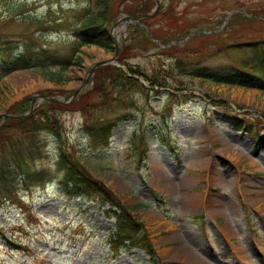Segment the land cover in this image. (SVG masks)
Wrapping results in <instances>:
<instances>
[{"label": "rangeland", "instance_id": "obj_1", "mask_svg": "<svg viewBox=\"0 0 264 264\" xmlns=\"http://www.w3.org/2000/svg\"><path fill=\"white\" fill-rule=\"evenodd\" d=\"M90 3L0 0V49L9 56L3 63L0 53V126L24 98L31 112L44 111L41 95L68 97L88 79L74 105L50 114L60 139L50 131L36 135L44 144L43 163L54 161L61 142L144 224L154 254L132 248L112 256L114 210L98 197L69 195L52 180L19 189L21 202L0 204V264H264V87L184 72L187 62L225 69L245 54L238 44L263 40L264 0H160L151 25L166 22L164 11L172 7L169 14L184 21L181 36L195 33L178 45L199 54L161 53L156 46L132 52L124 68L131 79L111 78L106 70L100 76L108 86L94 89L89 71L113 56V44L110 50L84 45L76 53L79 62L66 70L55 66L69 52L74 24ZM124 7L119 17H129ZM236 11L245 16L231 14ZM119 26V42L139 31L134 24ZM207 31L216 36L200 50V33ZM21 51L28 66L14 60ZM119 90L121 100L114 102ZM101 115L123 120L110 146L94 150L84 124ZM144 149L145 164L139 161Z\"/></svg>", "mask_w": 264, "mask_h": 264}, {"label": "trees", "instance_id": "obj_2", "mask_svg": "<svg viewBox=\"0 0 264 264\" xmlns=\"http://www.w3.org/2000/svg\"><path fill=\"white\" fill-rule=\"evenodd\" d=\"M91 1L93 6L88 5L87 8H84L77 23L74 24V39L70 45L68 55L57 62L60 70H65L72 63L73 56L83 45L94 44L106 50L111 49L112 38L109 33V26L118 16V8L121 4L125 6L122 12L132 16H137L147 11L149 6L144 0H141V4L139 3L140 0H126V2H123V0ZM164 17H168V20L164 22L160 18L158 27L151 28V31L163 44H166L172 41L174 37L177 36L178 38L181 36L183 33L181 23L184 21H182V17H178L175 13H167L162 19ZM145 20V23L150 25L148 22L149 18ZM164 26L167 30H163ZM135 28L139 31L132 33L123 42L119 57L121 64L127 65L128 56L132 52L147 51L156 46L144 30ZM166 34L171 35V38L167 39L165 37ZM214 36H199L204 40V45H200L201 48L199 49H204L205 51L204 47L207 46L205 45V40ZM126 40H128V43H126ZM241 46L244 47V44H241ZM247 47L249 49L241 47L240 49L246 51L245 54H241L236 59L239 60L238 62L231 64L225 69L195 67L197 64H189L187 62L188 67H185L184 72L187 74L194 71L215 83L257 84L264 87V39L260 42H251ZM187 50L186 46L180 47L176 45L162 49L160 52L169 54L184 53L186 55L199 54L198 52L191 53ZM79 59V57H76L75 61L79 62ZM16 61L24 64L28 63L24 54L19 56ZM106 70L112 72L111 78L120 76L124 79H131V76L122 69L111 65L103 66L96 71L93 89L98 88L103 83L105 85L109 84L108 82L110 81L106 82V79L100 76ZM129 72L135 73L131 69H129ZM132 80L142 87L139 81L133 78ZM123 92V90L117 92V97L113 99L114 102H120L121 99L118 98ZM28 99L29 97L24 98L17 106L18 108H15L13 116L5 118L3 125L0 126V203L7 199L18 200L19 187L28 188L32 184L44 182L45 179H56L67 193L99 197L104 202H108L111 208H114L117 229L109 239V247L114 255H117L121 249L130 247L144 249L149 255H153L154 248L144 224L130 213L129 208L122 204L101 180L92 177L61 142L58 143L54 162L43 163L46 157L44 144L36 138V135L41 131H50L57 135L54 123L49 118L51 117L50 114L53 116L55 110L65 108L70 104L74 105L75 102L64 104L46 100L44 104L47 109L44 111L39 109V112H31L25 115L30 107L29 101L25 104ZM106 101L107 99L104 97L103 102L105 103ZM120 119H122L120 115H113L112 117H106V119L101 115L94 118V120L85 121L84 131L88 135L91 146L94 149L106 148L109 145L112 129ZM57 136L60 139V136ZM141 157H144V153L141 154ZM154 196L158 202L162 203V197L158 193H154Z\"/></svg>", "mask_w": 264, "mask_h": 264}, {"label": "water", "instance_id": "obj_3", "mask_svg": "<svg viewBox=\"0 0 264 264\" xmlns=\"http://www.w3.org/2000/svg\"><path fill=\"white\" fill-rule=\"evenodd\" d=\"M148 14H145V15H143V16H147ZM141 17H138V18H128V19H119L116 23H115V25L116 24H118L120 21H122V20H128V21H133L134 23H138V20L140 19ZM113 42H114V44H115V53H114V55L111 57V58H109V59H106L105 61H101V62H98V63H96L95 64V66L92 68V70H91V73L97 68V67H99V66H101V65H106V64H113V65H117V59H118V56H119V45H118V43H117V37L116 36H114L113 37ZM157 43H158V41H156ZM80 90V89H79ZM79 90L78 91H76L75 93H74V95H76L78 92H79ZM50 100H56V99H53V98H49Z\"/></svg>", "mask_w": 264, "mask_h": 264}, {"label": "bare ground", "instance_id": "obj_4", "mask_svg": "<svg viewBox=\"0 0 264 264\" xmlns=\"http://www.w3.org/2000/svg\"><path fill=\"white\" fill-rule=\"evenodd\" d=\"M119 29H120V26H118V27L115 28V32H116L117 34H118V32H119ZM189 199H191V198H189ZM192 199H193V198H192ZM192 199H191V203H193V202H192Z\"/></svg>", "mask_w": 264, "mask_h": 264}]
</instances>
